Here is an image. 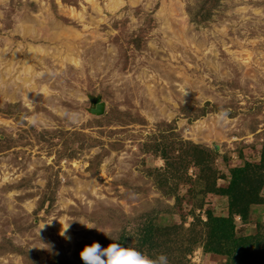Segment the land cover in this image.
<instances>
[{"label": "rangeland", "instance_id": "rangeland-1", "mask_svg": "<svg viewBox=\"0 0 264 264\" xmlns=\"http://www.w3.org/2000/svg\"><path fill=\"white\" fill-rule=\"evenodd\" d=\"M118 1L0 0V264H83L106 235L224 264L201 224L264 147V0ZM246 219L261 264L264 203Z\"/></svg>", "mask_w": 264, "mask_h": 264}, {"label": "trees", "instance_id": "trees-1", "mask_svg": "<svg viewBox=\"0 0 264 264\" xmlns=\"http://www.w3.org/2000/svg\"><path fill=\"white\" fill-rule=\"evenodd\" d=\"M264 182V147L260 151L257 164L244 163L242 166L233 167L229 171V178L226 186L214 189L215 193L224 195L227 199V216H213L207 212L204 227V240L201 247L204 251L217 255H224V264H249L254 257L251 256L252 249L259 248V239L255 235L234 236L235 221L246 222L249 206L264 203L260 198L258 190ZM212 188V184H210ZM150 234V233H148ZM193 238L191 242H195ZM264 246V244H263ZM253 247V248H252ZM256 259L262 260L263 255L259 254Z\"/></svg>", "mask_w": 264, "mask_h": 264}, {"label": "clouds", "instance_id": "clouds-1", "mask_svg": "<svg viewBox=\"0 0 264 264\" xmlns=\"http://www.w3.org/2000/svg\"><path fill=\"white\" fill-rule=\"evenodd\" d=\"M70 224L71 222L63 226L60 232V235L66 239H70L65 236ZM87 228L91 229V227ZM106 236L112 241L106 247H102L96 241L83 247L79 253L83 264H168V258L165 254H158L153 257L135 247L113 242L110 236Z\"/></svg>", "mask_w": 264, "mask_h": 264}, {"label": "bare ground", "instance_id": "bare-ground-1", "mask_svg": "<svg viewBox=\"0 0 264 264\" xmlns=\"http://www.w3.org/2000/svg\"><path fill=\"white\" fill-rule=\"evenodd\" d=\"M110 1H113V0H110ZM115 1V4L116 5H120V4H118L119 3V1L118 0H114ZM89 2H92V0H89ZM30 26V25H29ZM28 25L26 26L25 25V29L23 30L24 32L23 33H25V34H27V33H29L32 29L29 27ZM37 53V52H36ZM26 68V70H28L27 69V67H25ZM28 75V73L26 72L25 74H24V77L22 78V79H19L20 80V83H19V86L20 85H25L26 83H27V81H26V76ZM17 89L19 90V87H16V91H17ZM14 90V91H15ZM21 90V89H20ZM9 98H10V96H9ZM12 101V100H11Z\"/></svg>", "mask_w": 264, "mask_h": 264}, {"label": "water", "instance_id": "water-1", "mask_svg": "<svg viewBox=\"0 0 264 264\" xmlns=\"http://www.w3.org/2000/svg\"><path fill=\"white\" fill-rule=\"evenodd\" d=\"M102 109H103V104L102 103H98V104L95 105V107L90 109V112H92L94 114H99V113H101Z\"/></svg>", "mask_w": 264, "mask_h": 264}]
</instances>
